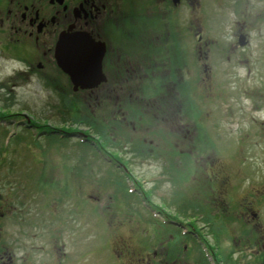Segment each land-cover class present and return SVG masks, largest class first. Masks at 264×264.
<instances>
[{
	"label": "flooded vegetation",
	"instance_id": "af4514ba",
	"mask_svg": "<svg viewBox=\"0 0 264 264\" xmlns=\"http://www.w3.org/2000/svg\"><path fill=\"white\" fill-rule=\"evenodd\" d=\"M0 27L10 34L14 48L26 45L19 48L22 53L36 54L38 69L48 60L55 64L54 48L61 34L89 38L93 49L82 52L101 56L98 76L103 80L78 92L108 99L120 121L126 120L124 110L138 109L157 118L169 131V145L186 151H176L175 159L186 162V181L201 195L202 202L194 197L200 217L209 208L223 224L236 226L220 240L208 241L209 235L194 228L198 215L192 224L190 216L188 221L181 212L156 207L153 251L136 258L137 264H192V248L202 261L264 264V0H0ZM132 121L129 117L124 124ZM230 121L240 129L236 138L226 139L229 145L238 142L228 159L221 147L225 139L217 140L215 131ZM206 143L213 146L212 153ZM228 160L237 162L231 172L238 178L235 190L225 171ZM42 173L38 177L44 189ZM76 179V174L69 177L72 186L66 193L49 195L44 189L21 198L22 206L34 202L40 208L33 209L42 214L40 224L51 225L36 227V214L32 215L31 239L41 242L29 244L24 258L38 259L25 264H61L67 244L73 240L79 246L80 212L76 208L65 215L61 204L65 197L79 200ZM61 182L52 180V187L61 189ZM17 210L22 208H8L0 197L1 220ZM72 229V238H64L65 230ZM162 234L170 237V251L165 250ZM4 237L0 227V264H16L11 249L2 244ZM118 239L122 238L112 241ZM107 241L101 238L105 247L98 253L93 239L80 248L91 246L88 259L95 264H114L113 258L121 260L119 264L133 262L129 252L115 253ZM103 253L107 258H101ZM232 255L234 260L227 262ZM80 256L77 251L75 257Z\"/></svg>",
	"mask_w": 264,
	"mask_h": 264
},
{
	"label": "rangeland",
	"instance_id": "374dc122",
	"mask_svg": "<svg viewBox=\"0 0 264 264\" xmlns=\"http://www.w3.org/2000/svg\"><path fill=\"white\" fill-rule=\"evenodd\" d=\"M9 37L10 34L0 27V117L3 118V122L0 121V197L6 207L22 210L8 212L4 220L0 219V227L6 236L2 244L11 249L16 264L30 262L33 258H24V252L29 251L30 243L41 242L40 239H31L29 227L32 215L36 214L33 220L36 227L51 228L50 221L40 224L42 214L40 210H33L38 208L36 204L33 202L29 206H22L21 198L27 194L30 197L39 190L43 192L44 189L49 195L68 192L72 185L67 177L74 171L79 176H86L84 179L80 177L84 183L73 184L79 192V203L65 197L61 204L65 215L78 208L80 213L76 233L79 232L77 239H82L79 246L73 240L67 244L65 257L62 259L64 263L60 261L61 264H95L94 260L88 259L91 246L80 248L83 241L85 244L92 239L98 253L105 247L104 243H100L101 238H108L107 245L111 243L115 253L129 252L128 256L133 260L130 264H137L136 258L151 254L156 234L154 223L145 209L137 206V201L132 196L136 191L144 197L142 204L146 207L150 202L148 206L152 210L155 206L163 210L171 208L183 213L188 221L192 218V224L194 217H200L194 197L197 195V202H202L201 195L197 194L194 184L191 186L186 181V162L175 159L176 151L180 150L183 155L186 151L169 145V131L161 127L157 118L150 113L142 115L136 108L137 111H122L126 120L120 121L119 115L116 116L112 111L108 99L73 93L69 81L53 61L42 63L43 67L38 69L37 63L41 61L36 58V54L22 53L19 48H25L26 45L14 48ZM129 117L133 121L125 125ZM217 129V140L224 137L226 145L221 147L224 155L230 159L232 149L238 142L235 145L231 142L230 146L226 139L236 138L240 126L230 121L221 123ZM74 131L94 142L98 140V144L108 154L116 153L124 158L129 165L130 171L127 173L131 177L127 179L126 174L123 182L108 169L110 166L102 160L105 155L100 154L103 152L98 153L89 144H81L78 136L71 135ZM209 136L214 139L212 133ZM6 139H9V144L3 148ZM205 149L209 153L214 150L211 143H206ZM116 161L124 165L121 160ZM235 164L237 162L231 160L224 163L225 171L230 176L229 183L234 190L238 187V178H232L231 173ZM246 165L241 168H246ZM41 172L45 176L44 189H41L42 183L38 177ZM69 173L72 174L66 175ZM60 179L62 187L55 190L52 180L56 182ZM138 180L142 189L139 188ZM127 186L133 191L132 195L127 193ZM141 195L139 198H142ZM48 202L51 203L52 200ZM87 204L93 205L91 213ZM112 211H116L118 216L112 217L116 213ZM199 220L194 227L201 235H209L208 241L213 237L220 240L223 234L236 229V226L229 225L230 222L223 224L209 208H205L204 215ZM69 221L72 223V220ZM209 221L213 222L212 226H207ZM72 235L73 229L65 230L64 238H72ZM116 238L122 239L112 241ZM161 238L165 243V250L170 251V242L166 244V238L170 237L162 234ZM77 251L82 256L75 257ZM101 258H107L105 253ZM36 259L38 258L33 261ZM116 259L113 258L114 264L122 262ZM226 259L231 262L234 257L232 255ZM188 261L192 264H206L193 248Z\"/></svg>",
	"mask_w": 264,
	"mask_h": 264
},
{
	"label": "water",
	"instance_id": "95a60500",
	"mask_svg": "<svg viewBox=\"0 0 264 264\" xmlns=\"http://www.w3.org/2000/svg\"><path fill=\"white\" fill-rule=\"evenodd\" d=\"M78 42H81L78 44ZM89 38L61 34L54 48V60L57 68L69 77L73 90L91 89L100 83V58L82 51H91L93 46Z\"/></svg>",
	"mask_w": 264,
	"mask_h": 264
}]
</instances>
